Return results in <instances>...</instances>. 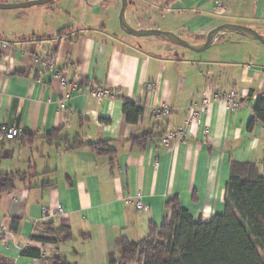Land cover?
Here are the masks:
<instances>
[{
    "label": "crops",
    "instance_id": "obj_1",
    "mask_svg": "<svg viewBox=\"0 0 264 264\" xmlns=\"http://www.w3.org/2000/svg\"><path fill=\"white\" fill-rule=\"evenodd\" d=\"M129 1L131 26L172 32L193 45L226 23L264 35V0ZM121 8L122 0H57L0 10V38L8 44L0 48V124L21 131L15 141L0 137V172L18 176L15 189L0 195V227L9 230L0 240V264H108L119 259L122 237L138 242L150 223L169 219L166 204L174 198L195 220L231 213L225 197L232 162L264 161V120L253 115L264 97V45L224 34L196 53L157 37L136 38L121 29ZM49 58L76 87L45 71ZM212 87L237 90L241 107L232 113L217 101L186 140L162 144ZM102 88L113 94L91 95ZM123 101L143 109L137 123L127 121ZM163 105L171 115H154ZM146 134L143 144L133 143ZM77 138L106 143L115 151L113 166L110 156L72 149ZM139 197L143 212L132 203ZM43 208L64 210L53 222L69 227L72 241L34 240L43 236ZM26 243L46 257L23 255L19 246Z\"/></svg>",
    "mask_w": 264,
    "mask_h": 264
},
{
    "label": "trees",
    "instance_id": "obj_2",
    "mask_svg": "<svg viewBox=\"0 0 264 264\" xmlns=\"http://www.w3.org/2000/svg\"><path fill=\"white\" fill-rule=\"evenodd\" d=\"M47 60L53 62L50 58ZM109 90L112 95V89ZM123 112L129 123H137L143 115L142 108L128 101H123ZM253 115L254 120H264V97L257 100ZM53 135L45 137L51 139ZM148 138L146 134L132 141L141 145ZM82 147H88L98 155L110 156L113 166L115 151L110 150L106 143L88 144L77 138L72 149ZM16 177L0 172V195L15 189ZM225 204L235 219L227 212L203 222L195 220L177 198L170 200L166 204L171 209L170 218L165 219L160 227L150 223L148 235L138 242L122 237L119 259H112L108 264H264V161L259 164L232 162ZM18 224L17 220L13 221V230ZM42 226L43 236L34 240L43 244L59 246L74 238L69 227L56 225L53 219L44 221ZM240 226L251 238L255 253ZM23 255L42 258L41 253L32 248Z\"/></svg>",
    "mask_w": 264,
    "mask_h": 264
},
{
    "label": "built area",
    "instance_id": "obj_3",
    "mask_svg": "<svg viewBox=\"0 0 264 264\" xmlns=\"http://www.w3.org/2000/svg\"><path fill=\"white\" fill-rule=\"evenodd\" d=\"M217 7L222 8L221 3L217 2ZM0 48L6 49L8 48V44L0 38ZM43 64L45 66V71H49L52 73L55 78L59 79L60 83L64 87H76V84L72 81H69L67 77L64 75L62 70L56 69L53 62H50L47 59L43 60ZM155 86L149 85L148 90L151 91L154 89ZM263 88H264V76H263ZM91 95L96 98H108L111 96V92L108 88H102V89H95L92 90ZM217 101H224L227 105V109L230 112H235L238 110L242 105V97L240 96L239 92L237 90H223L219 87L216 88H207L202 93V98L199 102H193L187 109V115L185 117V120L183 122V125L177 128H174L172 130H169L165 133V135L162 137L161 143L170 146L175 141H183L186 140V138L189 136V129L194 126V124L197 123L200 116L204 113H207L212 104H214ZM154 115L158 117H168L171 115V109L166 106H160L154 110ZM21 134V131L14 127V126H8L5 124H0V137L4 138L8 141L16 140ZM134 203L136 209L139 212H143L146 210V206L142 203L140 197L138 200H136ZM43 218L44 220L48 221L57 217H63L65 215V212L62 208H57L56 210H51L48 208H43L42 210ZM9 234V230L0 227V240H3L7 237ZM29 248V244H23L19 246V249L21 253L26 252ZM42 258L46 257V251H41Z\"/></svg>",
    "mask_w": 264,
    "mask_h": 264
},
{
    "label": "water",
    "instance_id": "obj_4",
    "mask_svg": "<svg viewBox=\"0 0 264 264\" xmlns=\"http://www.w3.org/2000/svg\"><path fill=\"white\" fill-rule=\"evenodd\" d=\"M55 1L57 0H27L16 3L0 2V10L27 9L36 6L48 5ZM129 4V0H122V8L119 14V23L121 29L126 34L136 38L153 36L196 53H202L208 50L214 41L224 34H239L245 38L259 41L262 45H264V35L260 34L257 30L251 27L239 24L226 23L214 28L208 33L205 42L199 45H193L172 32L157 29H137L131 26L126 19V10Z\"/></svg>",
    "mask_w": 264,
    "mask_h": 264
},
{
    "label": "rangeland",
    "instance_id": "obj_5",
    "mask_svg": "<svg viewBox=\"0 0 264 264\" xmlns=\"http://www.w3.org/2000/svg\"><path fill=\"white\" fill-rule=\"evenodd\" d=\"M234 34V33H233ZM259 42V41H258ZM260 43V42H259ZM261 44V43H260ZM240 228H241V230H242V232L244 233V236H245V238L247 239V241H248V243H249V245H250V247H251V250L255 253V248L253 247V244H252V241H251V238L248 236V234H247V232L245 231V229L242 227V226H240ZM148 235V233H145L144 234V238L146 237ZM143 239V238H142Z\"/></svg>",
    "mask_w": 264,
    "mask_h": 264
}]
</instances>
